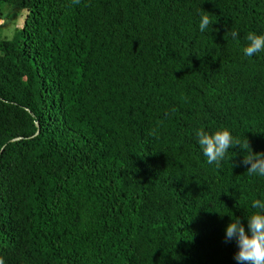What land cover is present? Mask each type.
<instances>
[{
  "label": "trees",
  "instance_id": "obj_1",
  "mask_svg": "<svg viewBox=\"0 0 264 264\" xmlns=\"http://www.w3.org/2000/svg\"><path fill=\"white\" fill-rule=\"evenodd\" d=\"M11 17L2 264H236L225 226L264 195L243 163L264 159V52L243 55L264 0H0ZM220 128L237 145L210 165L196 132Z\"/></svg>",
  "mask_w": 264,
  "mask_h": 264
},
{
  "label": "clouds",
  "instance_id": "obj_2",
  "mask_svg": "<svg viewBox=\"0 0 264 264\" xmlns=\"http://www.w3.org/2000/svg\"><path fill=\"white\" fill-rule=\"evenodd\" d=\"M210 25L208 15H201L199 18L198 29L204 33ZM232 38H236L238 33L231 32ZM247 44L243 48L245 57H253L264 52V34L250 32L246 36ZM196 143L208 164L219 166L225 158L227 152L234 148L237 143L227 128H220L211 133L206 130L196 132ZM245 165H249V174L264 177V159L243 160ZM250 207L254 210L248 215L246 225L239 217H230V222L224 229L225 243L235 241L237 251L233 259L236 264H264V195L251 201ZM2 264V261H0Z\"/></svg>",
  "mask_w": 264,
  "mask_h": 264
},
{
  "label": "rangeland",
  "instance_id": "obj_3",
  "mask_svg": "<svg viewBox=\"0 0 264 264\" xmlns=\"http://www.w3.org/2000/svg\"><path fill=\"white\" fill-rule=\"evenodd\" d=\"M4 11H9L10 9H12L11 7L5 5L4 6ZM17 23H21L20 18L18 19H13L12 17L7 20V25L2 29V31L0 32V37H7V38H12L15 36V29L18 28ZM0 24H4V19L1 20Z\"/></svg>",
  "mask_w": 264,
  "mask_h": 264
}]
</instances>
